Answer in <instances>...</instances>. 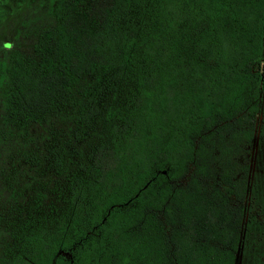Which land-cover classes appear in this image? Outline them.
I'll list each match as a JSON object with an SVG mask.
<instances>
[{
	"label": "trees",
	"instance_id": "16d2710c",
	"mask_svg": "<svg viewBox=\"0 0 264 264\" xmlns=\"http://www.w3.org/2000/svg\"><path fill=\"white\" fill-rule=\"evenodd\" d=\"M13 37L0 225L30 207L25 189L34 209L0 264H233L254 217L241 157L264 0H46ZM54 104L69 107L53 134Z\"/></svg>",
	"mask_w": 264,
	"mask_h": 264
},
{
	"label": "rangeland",
	"instance_id": "374dc122",
	"mask_svg": "<svg viewBox=\"0 0 264 264\" xmlns=\"http://www.w3.org/2000/svg\"><path fill=\"white\" fill-rule=\"evenodd\" d=\"M45 3L46 0H0V41L13 39L21 15L36 10ZM18 39L17 41L27 50L30 44L29 37L20 36ZM250 65L256 87V97L253 100L256 103L255 131L250 142L244 147V155L241 157L248 167L246 193L241 203L246 210L252 204L251 213L254 217H251L247 226L245 219L242 222L233 264H264V37L261 53L250 61ZM66 106L54 104L48 109L50 117L44 120L45 129L59 132L66 128L67 121L59 117L67 109ZM32 191L25 189L24 192V196L30 201V207L26 202L23 213L18 211L13 217H4L6 223L0 225V245L6 251L14 250L15 228L24 225L29 218L26 216L34 209ZM230 199L234 203H239L232 196Z\"/></svg>",
	"mask_w": 264,
	"mask_h": 264
}]
</instances>
